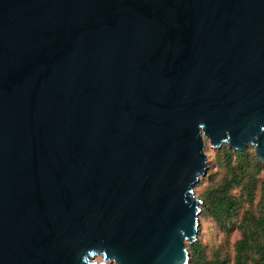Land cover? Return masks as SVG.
I'll return each instance as SVG.
<instances>
[{"label":"water","instance_id":"obj_1","mask_svg":"<svg viewBox=\"0 0 264 264\" xmlns=\"http://www.w3.org/2000/svg\"><path fill=\"white\" fill-rule=\"evenodd\" d=\"M206 138L264 161V0H0V264H188Z\"/></svg>","mask_w":264,"mask_h":264},{"label":"rangeland","instance_id":"obj_2","mask_svg":"<svg viewBox=\"0 0 264 264\" xmlns=\"http://www.w3.org/2000/svg\"><path fill=\"white\" fill-rule=\"evenodd\" d=\"M205 142L208 170L194 187L195 195L201 200V211L198 219L197 238L194 242L186 241L189 252L188 264H200L197 262L195 249L192 248L194 243L201 244L205 260L211 264H219L222 261L234 264L237 241L242 238L243 228L249 222V220H245L247 217H244V214L248 216L264 214V161L259 158V162H257L254 159L257 154L253 144H248L243 149H248L250 155L245 161H241L236 155L233 154L231 157L227 154L228 151L224 147L228 144L224 143L215 148L207 138ZM230 148L231 150L235 149ZM236 163L237 172L241 173L242 177L239 184L234 183L231 187L230 194L236 199L238 209L232 217L227 218L223 215L222 220L219 221L215 217L214 209L206 208L204 202H209L222 187L226 186V183L232 178L231 166ZM255 218H251L254 223L256 222ZM259 241L263 245V250H259L255 240L251 241L252 246L247 251V264H259L258 262L264 254V237ZM93 260L105 264H116L114 261H105L99 254Z\"/></svg>","mask_w":264,"mask_h":264},{"label":"trees","instance_id":"obj_3","mask_svg":"<svg viewBox=\"0 0 264 264\" xmlns=\"http://www.w3.org/2000/svg\"><path fill=\"white\" fill-rule=\"evenodd\" d=\"M225 145L224 148L227 149V154L229 156L236 155V157L239 158L241 161H245L250 153L249 150H237L232 149ZM254 159L259 162V157L257 155L254 156ZM233 163V162H232ZM257 166V165H256ZM232 170V178L226 183V186L222 187L218 194L214 198H212L209 202L205 201L204 206L208 209H214L215 217L217 220L221 221L223 218V215L227 216V218H230L233 216V214L238 209L236 199L230 194V189L234 185V183L239 184L241 179V173L237 172V163L232 164L231 166ZM244 217H247L245 220H249L248 224H246V227L243 228L242 231V238L237 241L236 244V257L234 264H247L248 262V249L252 246L253 240L257 242V246L259 247V250H263V245L259 241L260 238L264 237V214H261L260 216H248L247 214H244ZM256 217V222H252L251 218ZM192 248L195 249L197 262L200 264H211V262L205 260V255L203 253L202 247L200 243H194L192 244ZM259 264H264V254L262 255L261 259L258 262ZM219 264H227L226 261H222Z\"/></svg>","mask_w":264,"mask_h":264}]
</instances>
